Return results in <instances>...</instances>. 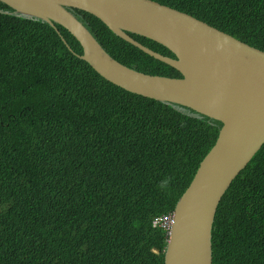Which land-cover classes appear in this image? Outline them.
I'll use <instances>...</instances> for the list:
<instances>
[{"label":"trees","instance_id":"trees-1","mask_svg":"<svg viewBox=\"0 0 264 264\" xmlns=\"http://www.w3.org/2000/svg\"><path fill=\"white\" fill-rule=\"evenodd\" d=\"M155 1L264 50V0ZM69 10L121 63L183 76ZM56 26L0 1V264H164L169 235L153 220L174 212L222 123L110 82ZM212 248L213 264H264V145L222 197Z\"/></svg>","mask_w":264,"mask_h":264},{"label":"water","instance_id":"water-1","mask_svg":"<svg viewBox=\"0 0 264 264\" xmlns=\"http://www.w3.org/2000/svg\"><path fill=\"white\" fill-rule=\"evenodd\" d=\"M0 1L18 15L48 22L59 33L56 24L64 26L82 45V55L74 53L110 82L222 123L215 145L177 202L164 261L213 264L212 229L218 206L264 145V50L155 0ZM69 8L96 15L116 35L183 76L148 74L121 63ZM130 33L162 44L176 57L151 49Z\"/></svg>","mask_w":264,"mask_h":264},{"label":"built area","instance_id":"built-area-1","mask_svg":"<svg viewBox=\"0 0 264 264\" xmlns=\"http://www.w3.org/2000/svg\"><path fill=\"white\" fill-rule=\"evenodd\" d=\"M172 222H173V213H168V214H164V215L156 217L153 220V225L155 227L162 228L169 232L172 226Z\"/></svg>","mask_w":264,"mask_h":264},{"label":"bare ground","instance_id":"bare-ground-1","mask_svg":"<svg viewBox=\"0 0 264 264\" xmlns=\"http://www.w3.org/2000/svg\"><path fill=\"white\" fill-rule=\"evenodd\" d=\"M90 185H92V184H90ZM231 185H232V184H231ZM86 186H88V185L86 184ZM89 187H90V186H89ZM89 187H88V188H89ZM87 190H88V189H87Z\"/></svg>","mask_w":264,"mask_h":264},{"label":"clouds","instance_id":"clouds-1","mask_svg":"<svg viewBox=\"0 0 264 264\" xmlns=\"http://www.w3.org/2000/svg\"><path fill=\"white\" fill-rule=\"evenodd\" d=\"M170 231H171V229H170ZM170 231L168 232V235L170 234Z\"/></svg>","mask_w":264,"mask_h":264}]
</instances>
